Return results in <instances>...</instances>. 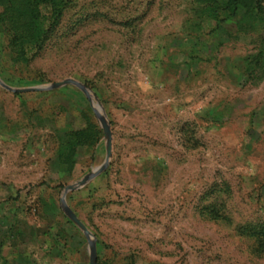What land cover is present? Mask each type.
<instances>
[{
	"label": "rangeland",
	"instance_id": "rangeland-1",
	"mask_svg": "<svg viewBox=\"0 0 264 264\" xmlns=\"http://www.w3.org/2000/svg\"><path fill=\"white\" fill-rule=\"evenodd\" d=\"M65 1L55 24L41 5L32 46L24 2L0 0V79H72L99 101L110 156L65 196L95 264H264V234H250L264 226V1L217 14L207 0ZM75 130L85 142L60 163ZM106 141L77 85H0V184L14 185L0 207L25 198L37 216V195L58 202L104 162Z\"/></svg>",
	"mask_w": 264,
	"mask_h": 264
},
{
	"label": "crops",
	"instance_id": "crops-1",
	"mask_svg": "<svg viewBox=\"0 0 264 264\" xmlns=\"http://www.w3.org/2000/svg\"><path fill=\"white\" fill-rule=\"evenodd\" d=\"M13 187L0 184V195L12 194ZM36 195L34 192V198ZM24 199L0 207V264H86V254L89 264L86 237L65 214L61 197L58 203L53 197L37 195L35 201L40 211L34 217L22 205ZM5 201L0 199V204ZM4 205H14L20 214Z\"/></svg>",
	"mask_w": 264,
	"mask_h": 264
},
{
	"label": "trees",
	"instance_id": "trees-1",
	"mask_svg": "<svg viewBox=\"0 0 264 264\" xmlns=\"http://www.w3.org/2000/svg\"><path fill=\"white\" fill-rule=\"evenodd\" d=\"M21 1V0H20ZM25 5V10L27 18L23 22V27L22 29L25 31L24 38L32 39L31 43L33 44L32 46L36 45L37 41L41 40V35L44 31L43 26H42V12L40 10L41 5H48L50 4L51 7V14L52 16H55L52 21L55 24V20L57 18V14L60 13L61 9L63 8V3L66 2L65 0H22ZM264 0H220V4L218 3L213 5V3H209V0H207L206 7H208L209 11L212 13L214 12L217 14L218 10L220 11H227V10H240V9H245L246 11H249V13H252L256 10V7H260V3ZM218 2V0H216ZM10 5H14L16 8L20 5L18 2L13 3ZM210 6V7H209ZM11 11H13L12 6H11ZM19 11V10H17ZM23 12V11H22ZM20 13V12H19ZM51 16V17H52ZM53 18V17H52ZM30 31H34V33L30 34ZM15 42L13 43L14 46ZM21 44V42H20ZM19 48V47H18ZM16 54L19 56L21 53V49L15 50ZM85 142V137L84 133L75 130L71 132H66L65 137H60L59 139V149L57 153V158L59 159V162L61 163V159H68L69 154L72 153L80 144H83ZM256 227H258L256 225ZM256 231H259L260 233L264 234V226L260 227L259 229H252L251 235L254 234L256 235Z\"/></svg>",
	"mask_w": 264,
	"mask_h": 264
},
{
	"label": "water",
	"instance_id": "water-1",
	"mask_svg": "<svg viewBox=\"0 0 264 264\" xmlns=\"http://www.w3.org/2000/svg\"><path fill=\"white\" fill-rule=\"evenodd\" d=\"M67 83H72L77 85L78 87L81 88V90L86 94L88 101L94 111V113L96 114V116L98 117L99 122L102 125L103 128V132L104 135L107 138L106 141V157L104 162L93 168L89 173H87L86 175H84L80 180H78L77 182L67 185L64 187L63 189V193L61 195V203H62V207L63 210L65 212V214L67 215V217L83 232L84 236L86 237V240L88 241V245H89V264H95V257H96V252H95V245H94V241L91 240L90 238V232L88 231V229L85 227V225L82 223V221L75 215V213L67 206L66 202H65V195L68 191H72V190H76L79 187L83 186L88 180H90L92 177H94L95 175H97L98 173H100L107 164L108 158L110 156V132L107 126V122L104 119L103 115H102V111L100 108V103L98 100L96 101V104L94 103V101L91 98L90 92L88 89L84 88L80 83L72 80V79H65L62 81H57L54 83H50L47 85H40V86H35V87H27V88H14V87H10L8 85H6L1 79H0V85L9 90V91H13V92H18V91H32V90H36V91H44V90H49V89H53V88H57L60 87L64 84Z\"/></svg>",
	"mask_w": 264,
	"mask_h": 264
}]
</instances>
